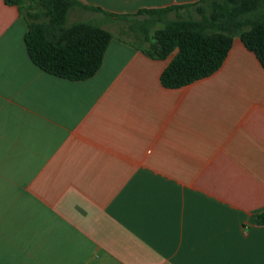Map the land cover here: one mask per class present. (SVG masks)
<instances>
[{
    "label": "crops",
    "instance_id": "obj_1",
    "mask_svg": "<svg viewBox=\"0 0 264 264\" xmlns=\"http://www.w3.org/2000/svg\"><path fill=\"white\" fill-rule=\"evenodd\" d=\"M79 1L134 13L192 0ZM72 9L113 33L84 79L35 64L24 16L0 0V264H264L256 54L234 36L215 71L167 87L174 52L143 50L160 21Z\"/></svg>",
    "mask_w": 264,
    "mask_h": 264
},
{
    "label": "trees",
    "instance_id": "obj_2",
    "mask_svg": "<svg viewBox=\"0 0 264 264\" xmlns=\"http://www.w3.org/2000/svg\"><path fill=\"white\" fill-rule=\"evenodd\" d=\"M17 4L27 29L25 45L30 59L41 69L68 79H84L100 66L113 33L92 19L69 21L76 5L102 10L109 16L146 13L161 25L150 34L143 50L165 58L160 82L177 87L215 71L223 62L234 36L253 51L264 66V0H192L161 7H140L134 13H114L79 0H6ZM182 9L176 17L167 12ZM264 223V210L255 215Z\"/></svg>",
    "mask_w": 264,
    "mask_h": 264
},
{
    "label": "rangeland",
    "instance_id": "obj_3",
    "mask_svg": "<svg viewBox=\"0 0 264 264\" xmlns=\"http://www.w3.org/2000/svg\"><path fill=\"white\" fill-rule=\"evenodd\" d=\"M83 16L84 15L78 14L77 11H75L74 9H71L70 12H69V14H68V20L69 21H73L74 19L79 18V17H83ZM160 25H161V22H158V26H160Z\"/></svg>",
    "mask_w": 264,
    "mask_h": 264
}]
</instances>
